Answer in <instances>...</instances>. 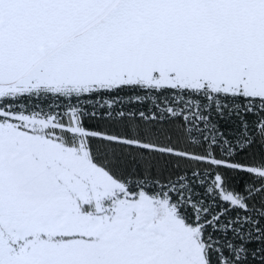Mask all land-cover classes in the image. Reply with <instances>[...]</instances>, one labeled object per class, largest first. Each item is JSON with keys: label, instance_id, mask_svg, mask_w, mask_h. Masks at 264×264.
<instances>
[{"label": "snow or ice", "instance_id": "snow-or-ice-1", "mask_svg": "<svg viewBox=\"0 0 264 264\" xmlns=\"http://www.w3.org/2000/svg\"><path fill=\"white\" fill-rule=\"evenodd\" d=\"M0 264H264V0H0Z\"/></svg>", "mask_w": 264, "mask_h": 264}]
</instances>
